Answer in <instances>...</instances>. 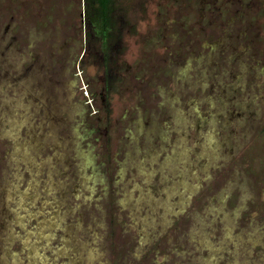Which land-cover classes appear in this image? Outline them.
<instances>
[{"label":"rangeland","instance_id":"rangeland-1","mask_svg":"<svg viewBox=\"0 0 264 264\" xmlns=\"http://www.w3.org/2000/svg\"><path fill=\"white\" fill-rule=\"evenodd\" d=\"M118 4L106 75L83 0H0V264H264V0Z\"/></svg>","mask_w":264,"mask_h":264},{"label":"trees","instance_id":"trees-1","mask_svg":"<svg viewBox=\"0 0 264 264\" xmlns=\"http://www.w3.org/2000/svg\"><path fill=\"white\" fill-rule=\"evenodd\" d=\"M84 16L88 31V42L98 41L101 68L108 74L111 50L120 39V27L123 24L119 11H123L118 0H83ZM108 68V69H107ZM110 82V81H109Z\"/></svg>","mask_w":264,"mask_h":264}]
</instances>
